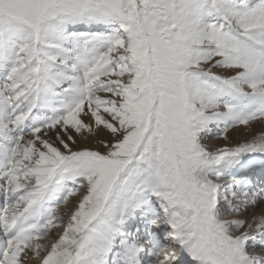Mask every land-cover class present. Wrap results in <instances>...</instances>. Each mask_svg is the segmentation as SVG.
<instances>
[{
	"label": "snow or ice",
	"instance_id": "obj_1",
	"mask_svg": "<svg viewBox=\"0 0 264 264\" xmlns=\"http://www.w3.org/2000/svg\"><path fill=\"white\" fill-rule=\"evenodd\" d=\"M0 264H264V0H0Z\"/></svg>",
	"mask_w": 264,
	"mask_h": 264
}]
</instances>
